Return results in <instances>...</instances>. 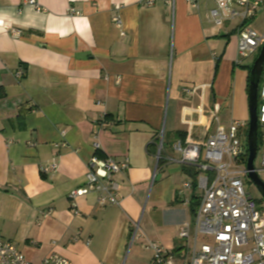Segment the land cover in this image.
<instances>
[{"label": "crops", "instance_id": "crops-1", "mask_svg": "<svg viewBox=\"0 0 264 264\" xmlns=\"http://www.w3.org/2000/svg\"><path fill=\"white\" fill-rule=\"evenodd\" d=\"M26 1L0 0V239L34 263L55 252L74 264H155L150 241L190 260L201 192L182 189L197 170L174 145L189 135L184 105L206 116L219 106L226 129L249 119L253 57H239L235 0H37L43 11ZM183 87L196 95L186 100ZM205 134L200 125L190 136ZM94 141L102 156L129 158L119 206L99 207L94 193L72 206ZM51 163L56 171L42 173ZM187 224L189 239L179 238Z\"/></svg>", "mask_w": 264, "mask_h": 264}, {"label": "built area", "instance_id": "built-area-1", "mask_svg": "<svg viewBox=\"0 0 264 264\" xmlns=\"http://www.w3.org/2000/svg\"><path fill=\"white\" fill-rule=\"evenodd\" d=\"M174 5V0H167ZM197 2L198 0H187ZM27 4L37 11L43 7L37 0H27ZM151 5L153 0L144 2ZM231 9L230 20L238 21V53L241 60L254 57L264 45V32L251 27V22L260 14L264 0H235ZM118 12L112 20L117 27L123 22ZM70 15L80 12L75 7L69 8ZM211 18L217 25L225 21L219 9H212ZM14 38L21 31L11 29ZM19 76L23 71L19 70ZM186 100H191L197 93V87H183ZM258 119L264 142V79L260 89ZM188 111L196 112L198 121L187 120ZM182 123L188 126L189 135L185 141H179L174 149L181 154L180 163L197 170L183 184V190L196 187L201 192L200 203L196 213V236L190 245V260L180 264H264V209L259 208L258 201L247 192L243 178L247 176L249 119H232L227 129L221 122L219 106L205 115L202 106L182 107ZM202 125L206 129L205 138L194 140L190 134L194 126ZM94 154L87 163L85 183L69 194L72 206L76 201L89 194H96L99 207L119 206L121 204V187L117 176L129 170V158L116 160L110 156L100 155V144L94 141ZM264 146V144H263ZM163 150V138L159 144L157 160ZM171 161H175L171 159ZM58 165L51 163L41 168L47 174L56 171ZM261 170H264V151ZM257 170V169H256ZM259 173L260 171L257 170ZM48 211L45 215H48ZM139 225L131 231L134 241L139 234ZM200 234L212 237V243L198 241ZM188 224L181 228L179 238L189 239ZM148 248L154 251L155 264H178L173 253L163 246L150 241ZM0 264H74L59 253H50L39 263L30 261L19 246L10 240L0 239Z\"/></svg>", "mask_w": 264, "mask_h": 264}, {"label": "water", "instance_id": "water-1", "mask_svg": "<svg viewBox=\"0 0 264 264\" xmlns=\"http://www.w3.org/2000/svg\"><path fill=\"white\" fill-rule=\"evenodd\" d=\"M264 72V45L261 48L258 57L255 59L249 77L248 107H249V131H248V160L247 171L248 178L255 184L264 198V182L259 177L255 167V160L259 149V119L258 107L260 104L258 94L261 78Z\"/></svg>", "mask_w": 264, "mask_h": 264}, {"label": "rangeland", "instance_id": "rangeland-1", "mask_svg": "<svg viewBox=\"0 0 264 264\" xmlns=\"http://www.w3.org/2000/svg\"><path fill=\"white\" fill-rule=\"evenodd\" d=\"M253 21L255 23L253 24L252 28H254L255 30L264 31V8H263V11L260 14H258V16ZM258 55H259V53L255 54L254 57L252 58V60H253L252 65H253L255 59L258 57ZM261 88H262V85H261ZM263 144H264V142H263V137H262V134H261V141H260V144H259V149H258L257 157H256V160H255V167H256L257 170L260 171L258 173L259 177L264 182V170H261L262 169L261 168L262 156H263V151H264ZM243 181H244V186H245L246 191L251 193L252 196L257 201H259V208L260 209H264V198L261 195L260 191L255 186V184L248 178V176H245L243 178ZM198 239H199L200 243H202V242L212 243V237H210V236H206V235L200 234Z\"/></svg>", "mask_w": 264, "mask_h": 264}, {"label": "trees", "instance_id": "trees-1", "mask_svg": "<svg viewBox=\"0 0 264 264\" xmlns=\"http://www.w3.org/2000/svg\"><path fill=\"white\" fill-rule=\"evenodd\" d=\"M263 79H264V72H263V75H262V78H261V83H260V88H259V94H258V98L260 99V89H261V85H262V83H263ZM261 129H259V144H260V141H261ZM101 155V154H100ZM161 162H162V160H161V158L159 159V165H161ZM191 171H193V169H190V172ZM258 203H259V201H258Z\"/></svg>", "mask_w": 264, "mask_h": 264}]
</instances>
